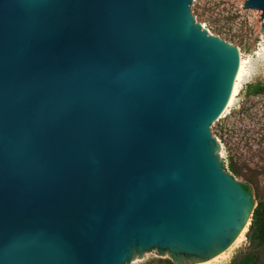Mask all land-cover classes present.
Returning <instances> with one entry per match:
<instances>
[{
  "label": "water",
  "instance_id": "95a60500",
  "mask_svg": "<svg viewBox=\"0 0 264 264\" xmlns=\"http://www.w3.org/2000/svg\"><path fill=\"white\" fill-rule=\"evenodd\" d=\"M193 1L0 0V264H201L249 229L212 133L240 54Z\"/></svg>",
  "mask_w": 264,
  "mask_h": 264
},
{
  "label": "rangeland",
  "instance_id": "374dc122",
  "mask_svg": "<svg viewBox=\"0 0 264 264\" xmlns=\"http://www.w3.org/2000/svg\"><path fill=\"white\" fill-rule=\"evenodd\" d=\"M246 0H194L192 15L197 22L237 46L246 60V75L239 95L221 118L213 136L218 139L226 170L237 180H254L253 188L264 190V35L261 11L245 9ZM238 172V173H237ZM240 172V173H239ZM249 183V182H248ZM233 244L211 264H231L244 253L248 238ZM131 264H174L168 257L148 254Z\"/></svg>",
  "mask_w": 264,
  "mask_h": 264
},
{
  "label": "trees",
  "instance_id": "16d2710c",
  "mask_svg": "<svg viewBox=\"0 0 264 264\" xmlns=\"http://www.w3.org/2000/svg\"><path fill=\"white\" fill-rule=\"evenodd\" d=\"M246 180L254 183L251 178ZM254 191L257 207L247 232L248 243L244 253L231 264H264V190L255 187Z\"/></svg>",
  "mask_w": 264,
  "mask_h": 264
},
{
  "label": "bare ground",
  "instance_id": "6f19581e",
  "mask_svg": "<svg viewBox=\"0 0 264 264\" xmlns=\"http://www.w3.org/2000/svg\"><path fill=\"white\" fill-rule=\"evenodd\" d=\"M240 62H241V66H240V69H239V72H238V75H237V79H236V82H235V89H234V92H233V95H232V98H231V101H230V105H229L228 109L226 110V112L224 113V115L222 117H224L227 114L228 110L234 105L236 97L239 95L240 82L243 79V77L246 75L245 74L246 73L245 64L247 62H246V60L244 59L243 56H242V59H240ZM247 230H248V226L239 235V237L235 241L236 242L235 244L239 243L243 239V237H244V235H245ZM225 254H226L225 252L221 253L220 255H218L217 257L213 258L212 260H209V261L201 263V264H211L212 262H215L216 260H219L220 258H222Z\"/></svg>",
  "mask_w": 264,
  "mask_h": 264
},
{
  "label": "built area",
  "instance_id": "2783aa9c",
  "mask_svg": "<svg viewBox=\"0 0 264 264\" xmlns=\"http://www.w3.org/2000/svg\"><path fill=\"white\" fill-rule=\"evenodd\" d=\"M217 141H218V139H217Z\"/></svg>",
  "mask_w": 264,
  "mask_h": 264
}]
</instances>
